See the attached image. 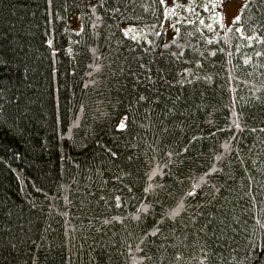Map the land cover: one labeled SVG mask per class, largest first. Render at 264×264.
Returning a JSON list of instances; mask_svg holds the SVG:
<instances>
[{"label": "trees", "instance_id": "trees-1", "mask_svg": "<svg viewBox=\"0 0 264 264\" xmlns=\"http://www.w3.org/2000/svg\"><path fill=\"white\" fill-rule=\"evenodd\" d=\"M245 3L166 33L162 0H0V264H264V0Z\"/></svg>", "mask_w": 264, "mask_h": 264}, {"label": "rangeland", "instance_id": "rangeland-1", "mask_svg": "<svg viewBox=\"0 0 264 264\" xmlns=\"http://www.w3.org/2000/svg\"><path fill=\"white\" fill-rule=\"evenodd\" d=\"M213 1L218 4V8L215 6V3ZM244 2L245 0H222V2L218 3V0H203L199 2L200 5L196 8L198 10H209V5L210 3H212L213 5L211 10L216 7V15L214 17L211 16L207 23L213 26L215 24L214 22L217 21V18L220 16L218 22L223 24L222 26L227 27L228 25L233 23L234 18L237 16V14H239V11L241 10ZM185 5L187 4H185L184 2H179L178 0H164V10L166 12V17L165 21L162 22L160 27L161 29H163V31H165L166 33L171 32L174 23L183 16V13L186 14L185 11L187 10L182 9ZM122 27L125 32L128 31L131 34L139 33L138 27H135L133 25L126 24Z\"/></svg>", "mask_w": 264, "mask_h": 264}, {"label": "bare ground", "instance_id": "bare-ground-1", "mask_svg": "<svg viewBox=\"0 0 264 264\" xmlns=\"http://www.w3.org/2000/svg\"><path fill=\"white\" fill-rule=\"evenodd\" d=\"M162 1H163V6H164V0H162ZM178 1L181 2V0H178ZM200 1H203V0H197V1H195V3H197V6L200 5V4H199ZM245 1H246V0H245ZM213 2H214V1H213ZM214 3H215V2H214ZM244 3H245V2H244ZM216 4H217V3H215V6L218 8V4H217V5H216ZM183 5H184V4H183ZM212 5H213V4L210 3V5H209V8H210V9H209V11L207 12V15H206V20H207V22H208V20H209V18H210L211 16L214 17V16L216 15L215 12H216V9H217V8L215 7V8H213L214 10H213V9L211 10ZM197 6H196V7H197ZM196 7L193 6V8H192L191 6L185 5L182 9H184V10H198ZM199 9H200V7H199ZM202 9H204V8H202ZM240 12H241V11H239V14H240ZM219 17H220V16H219ZM219 17L217 18V21L214 22L215 24L218 22ZM122 30H123V29H122ZM123 31H124V30H123ZM124 33L127 34V35H129V36H131V37H132V35H133V34H131V33L128 32V31H127V32L124 31Z\"/></svg>", "mask_w": 264, "mask_h": 264}, {"label": "snow or ice", "instance_id": "snow-or-ice-1", "mask_svg": "<svg viewBox=\"0 0 264 264\" xmlns=\"http://www.w3.org/2000/svg\"><path fill=\"white\" fill-rule=\"evenodd\" d=\"M222 2V0H218V3ZM247 7V3H245L242 7H241V12H243V10ZM241 20V16L239 14H237V16L234 18L233 23H237ZM211 28V25H208ZM237 31H239V29H237ZM121 127H124L123 123L121 124Z\"/></svg>", "mask_w": 264, "mask_h": 264}]
</instances>
